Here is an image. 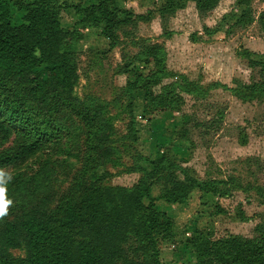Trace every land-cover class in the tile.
Listing matches in <instances>:
<instances>
[{
  "label": "trees",
  "instance_id": "16d2710c",
  "mask_svg": "<svg viewBox=\"0 0 264 264\" xmlns=\"http://www.w3.org/2000/svg\"><path fill=\"white\" fill-rule=\"evenodd\" d=\"M157 1L154 10L138 15L124 7L122 0H0L2 142L11 139L14 129L20 132L15 146L0 153V176L34 158L50 140L58 118L68 113L89 131L94 174L117 156V133L112 121L105 118L104 105L98 106L93 98L82 102L75 97L80 74L73 47L85 40L87 31L97 30L113 50L120 46L123 30L150 23L154 16L162 20L176 16L190 3L205 18L222 0ZM241 1L246 10L239 23L252 24L251 0ZM15 12L22 16L21 25L14 24ZM64 12L76 16L71 26L63 25ZM260 22L264 27V14ZM168 60L163 45L153 46L137 58L144 63V71L132 68L127 72L133 74L126 94L131 118L128 130L134 142H138L136 93L145 95L142 117L146 120L173 110L177 103L176 85L155 92L171 76ZM249 65L258 71L260 80L240 88L237 94L243 101L264 98V55L249 57ZM183 92L205 95L191 82ZM149 159L139 160L149 162L151 169L135 168L133 173L141 177L132 187H104L101 178L95 182L86 177L54 210L39 201L5 216L0 227V264H165L163 247L175 239L176 222L158 203L186 205L195 192L203 198H228L230 190L224 189L223 182L190 178L173 146L159 144L155 158ZM160 182V194L155 197ZM257 231L260 236L256 238L231 235L216 241L210 234H201L188 244L196 253L197 264H264V225ZM23 246L26 258L14 259L11 252Z\"/></svg>",
  "mask_w": 264,
  "mask_h": 264
},
{
  "label": "rangeland",
  "instance_id": "374dc122",
  "mask_svg": "<svg viewBox=\"0 0 264 264\" xmlns=\"http://www.w3.org/2000/svg\"><path fill=\"white\" fill-rule=\"evenodd\" d=\"M158 3L122 0L124 7L141 15L154 10ZM242 3L222 0L205 18L199 16L194 3L165 20L154 16L149 26L123 30L120 46L113 50L101 32L86 35L73 47L80 74L75 97L82 102L93 98L98 106L104 105L105 118L112 121L117 133L114 147L118 154L94 174L85 124L71 113L58 118L50 140L36 156L0 176L5 199L12 200L7 215L39 201L54 210L86 177L95 182L101 178L104 187H132L141 177L133 170L138 166L151 169L145 160L154 159L161 144L175 147L190 178L223 182L224 189L230 190L228 198H203L195 192L186 205L158 203L176 222L175 239L163 247L165 264H197L188 241L201 234H210L214 241L231 235L260 236L257 229L264 225V98L243 101L237 93L244 85L260 80L258 71L249 65V57L264 55V27L260 22L264 0H251L252 24L239 23L246 10ZM14 15V24L21 25L22 16ZM75 20L73 12L62 14L65 26ZM159 45L168 51L171 76L155 92L160 94L164 87L176 85L177 103L173 110L146 120L142 117L145 95L136 93L138 142H134L128 130L131 118L126 94L133 74L127 72L132 68L144 71L138 56ZM189 82L205 95L183 92ZM19 134L14 129L6 143L0 136V153L14 147ZM141 158L145 160L140 163ZM162 184L155 188V197ZM5 216L0 217V227ZM11 255L26 258V247Z\"/></svg>",
  "mask_w": 264,
  "mask_h": 264
},
{
  "label": "clouds",
  "instance_id": "9594fccd",
  "mask_svg": "<svg viewBox=\"0 0 264 264\" xmlns=\"http://www.w3.org/2000/svg\"><path fill=\"white\" fill-rule=\"evenodd\" d=\"M12 205L11 199H5V189L0 187V217L8 214V208Z\"/></svg>",
  "mask_w": 264,
  "mask_h": 264
},
{
  "label": "crops",
  "instance_id": "0c3cea01",
  "mask_svg": "<svg viewBox=\"0 0 264 264\" xmlns=\"http://www.w3.org/2000/svg\"><path fill=\"white\" fill-rule=\"evenodd\" d=\"M128 9V8H127ZM138 15H141V14H138ZM75 22H76V20H75ZM154 21H152V22H150V23H139V25H138V27H137V29H140L142 26H149V25H151L152 23H153ZM136 29V28H135ZM100 32V31H97V30H89V31H87V35L88 34H90V33H93V32ZM107 41V40H106Z\"/></svg>",
  "mask_w": 264,
  "mask_h": 264
}]
</instances>
